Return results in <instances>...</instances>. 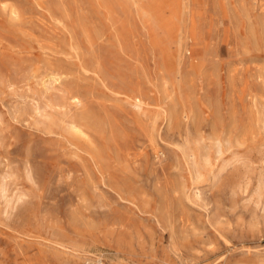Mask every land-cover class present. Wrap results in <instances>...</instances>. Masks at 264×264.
Here are the masks:
<instances>
[{
    "label": "rangeland",
    "instance_id": "374dc122",
    "mask_svg": "<svg viewBox=\"0 0 264 264\" xmlns=\"http://www.w3.org/2000/svg\"><path fill=\"white\" fill-rule=\"evenodd\" d=\"M179 1L0 0V264H264V0Z\"/></svg>",
    "mask_w": 264,
    "mask_h": 264
},
{
    "label": "bare ground",
    "instance_id": "6f19581e",
    "mask_svg": "<svg viewBox=\"0 0 264 264\" xmlns=\"http://www.w3.org/2000/svg\"><path fill=\"white\" fill-rule=\"evenodd\" d=\"M179 2H180L179 0H165L164 4L162 5V8H163V10L166 11V10H168L167 8H168L169 3H172V4L174 5V9H176L177 4H178ZM163 15H164V14H163ZM214 63H215V61L212 60V61H211L212 69L214 68ZM77 100H78V99H77ZM80 251L83 252V253H82L83 256L87 254V252H86L85 249H81ZM85 257H88V256L86 255Z\"/></svg>",
    "mask_w": 264,
    "mask_h": 264
},
{
    "label": "built area",
    "instance_id": "2783aa9c",
    "mask_svg": "<svg viewBox=\"0 0 264 264\" xmlns=\"http://www.w3.org/2000/svg\"><path fill=\"white\" fill-rule=\"evenodd\" d=\"M85 264H107L104 256L90 257L85 260Z\"/></svg>",
    "mask_w": 264,
    "mask_h": 264
}]
</instances>
